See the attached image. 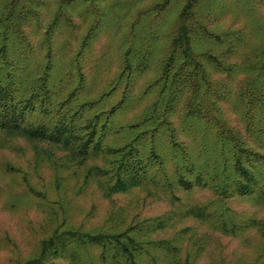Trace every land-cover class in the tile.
I'll return each mask as SVG.
<instances>
[{"label":"trees","instance_id":"1","mask_svg":"<svg viewBox=\"0 0 264 264\" xmlns=\"http://www.w3.org/2000/svg\"><path fill=\"white\" fill-rule=\"evenodd\" d=\"M145 1L56 0L45 21L49 0H0V131L62 150L64 167L86 166L81 189H146L173 205L182 190L210 189L213 199L180 216L232 237L264 236V219L228 204H264V39L242 53L248 27L219 26L226 0ZM259 1L237 2L252 16ZM106 32L119 34L118 69L94 75L90 54ZM153 68L156 78L136 92ZM239 73L243 128L223 107ZM173 222L166 213L118 230L65 220L21 264H165L161 255L181 264L176 240L155 237ZM242 264H264V247Z\"/></svg>","mask_w":264,"mask_h":264},{"label":"rangeland","instance_id":"2","mask_svg":"<svg viewBox=\"0 0 264 264\" xmlns=\"http://www.w3.org/2000/svg\"><path fill=\"white\" fill-rule=\"evenodd\" d=\"M153 1L146 0L143 6ZM226 1L230 8L219 26L246 25L249 37L242 53L250 54L251 47L261 44L264 39V1L255 3L252 16L242 10L239 0ZM55 2L49 0L50 6L44 11L45 21L50 20L56 8ZM171 16L173 19L175 15ZM123 29L124 26L119 31L123 32ZM42 34L43 31H40L36 39ZM114 34L106 32L95 43L89 58L92 74L99 70L113 73L118 69L120 39L118 33ZM157 75V68H153L141 76L136 92H141ZM244 78L245 74L239 73L230 79V100L223 102L230 124L240 128L244 123L234 104L238 105ZM148 100L145 99L142 104ZM44 148L48 146L0 131V264H21L35 256L41 241L65 220L85 228L121 230L136 219L166 213L173 216L174 222L155 237L176 240L180 246L181 264H242L256 259L264 247V236L256 229L232 237L208 224L180 216L183 209L213 199L215 194L210 189L182 190L179 192L181 201L175 205L166 194H150L146 189L110 197L103 193L97 181L81 189L86 166L64 167L62 162L66 154L62 150ZM41 149L45 152L39 151ZM38 151L43 155L37 157ZM10 165L14 168L11 169ZM30 186L43 193L42 196L34 193ZM228 204L244 215L264 219V204L253 199L234 198ZM161 261L168 264L170 259L161 255Z\"/></svg>","mask_w":264,"mask_h":264}]
</instances>
